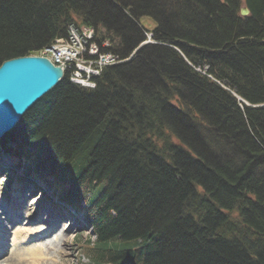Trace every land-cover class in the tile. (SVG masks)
Listing matches in <instances>:
<instances>
[{"label":"trees","instance_id":"trees-1","mask_svg":"<svg viewBox=\"0 0 264 264\" xmlns=\"http://www.w3.org/2000/svg\"><path fill=\"white\" fill-rule=\"evenodd\" d=\"M70 23L126 59L62 79L6 149L82 207L81 264H264V0H0V63Z\"/></svg>","mask_w":264,"mask_h":264},{"label":"rangeland","instance_id":"rangeland-1","mask_svg":"<svg viewBox=\"0 0 264 264\" xmlns=\"http://www.w3.org/2000/svg\"><path fill=\"white\" fill-rule=\"evenodd\" d=\"M140 22L148 30L155 28L154 20L148 16L141 17ZM151 43L162 44L155 39L151 40ZM123 61L124 58L119 63ZM1 154L6 153L1 152ZM5 159L4 161H7V156ZM9 168L10 165L6 168L5 174L0 173V241H4L6 244L1 247L3 250L0 253V264L9 262L5 259L10 255L7 256L4 253L7 247L11 249L7 245L9 244V237L13 236L15 232L25 235L26 231L35 229H47L48 231L55 229L56 231L52 232L54 235L40 241V244H42V246L40 245L41 250H43L40 252L43 255L42 257L46 256V259L38 260L40 261L39 264H79V262H86L87 259L82 256L80 245L89 238L90 230L81 224L83 220H79L77 214L75 217H72V213L70 214L67 209L59 205H53L55 200L53 194L48 192L47 189L43 192V188L45 187L42 186V188L36 189L32 185L27 184L24 188L12 182L15 179L16 173L9 172ZM50 197L51 199H49ZM46 218L50 220L45 223L44 219ZM38 219H41L45 224L38 222ZM3 220L8 230L6 233H3L4 230L3 232L1 231ZM12 225L14 226L13 228ZM54 239H58L59 241ZM34 243L39 242H30V244ZM25 253L23 252V256L27 257L28 253ZM22 261L33 264L29 259Z\"/></svg>","mask_w":264,"mask_h":264},{"label":"water","instance_id":"water-1","mask_svg":"<svg viewBox=\"0 0 264 264\" xmlns=\"http://www.w3.org/2000/svg\"><path fill=\"white\" fill-rule=\"evenodd\" d=\"M240 12L248 14V9ZM61 76L62 69L43 56H18L0 63V139L58 84Z\"/></svg>","mask_w":264,"mask_h":264},{"label":"bare ground","instance_id":"bare-ground-1","mask_svg":"<svg viewBox=\"0 0 264 264\" xmlns=\"http://www.w3.org/2000/svg\"><path fill=\"white\" fill-rule=\"evenodd\" d=\"M95 32H96V30L93 32V34ZM146 42H147V35L145 33L144 40L142 42H140L139 47L141 45H145ZM91 45L92 44L89 42L86 45V47L84 48V49H86L85 51H83L82 47H81V49H80L81 55H84L83 58L86 61H85V64L84 63L79 64L80 67H79V69H77V72L75 71V69L73 67V63L71 62L72 58H69V60H68L69 62L67 64L63 63L58 58L49 59L55 66H59L62 69V76L59 78L58 83H60V81H62V79L66 78V80L69 83H71L75 86H78L80 88L87 89V90L94 89L96 87L97 79L101 76L102 71L109 66H113V65L119 63L120 60L122 61V58L120 57L119 54H117L113 51H110L108 49L103 51V52H99L98 54H97V51L93 52L91 49ZM109 46H110V43H109ZM94 48H96V47H94ZM86 54H87V58H86ZM101 55H103L106 59V62L103 64H101L100 60H99V56H101ZM3 167H4V163L1 162L0 169H2ZM79 209H80L81 214H83L82 207H79ZM44 220L46 223V221H49L50 219L46 218ZM38 222H42L41 219H38ZM2 223H3V225H2L3 229L1 228V231L3 232V230H4L3 233H6L8 230L4 224V220L2 221ZM42 223H44V222H42ZM13 227L14 226L12 225V228ZM44 231H46V232H44ZM52 232H56L55 229H51L49 231L47 229H43L41 231L38 229H35V232L33 234L37 235L38 233H40V234H42L41 235L42 237H47V236L54 235V234H52ZM44 233H46V234H44ZM22 239L23 238L21 235H19L17 237V241H21ZM30 239H34V238L28 239V236H27V240H30ZM25 248L28 249L27 250L28 252H30L29 256L32 254H36V255L42 254L40 252L41 249H39L38 246H34V247L31 246L29 248L28 247H25ZM19 251H21V250H19V248H16L14 250L9 251V253L6 255L7 256L10 255V256L5 259L6 261H9V262L6 264H29L27 262L22 261V260H24V259H21V256L23 254L20 255L21 253ZM32 263L33 264H39L38 262H32Z\"/></svg>","mask_w":264,"mask_h":264},{"label":"built area","instance_id":"built-area-1","mask_svg":"<svg viewBox=\"0 0 264 264\" xmlns=\"http://www.w3.org/2000/svg\"><path fill=\"white\" fill-rule=\"evenodd\" d=\"M78 33L74 28H70V36L68 40V44H54L51 45L50 48H47L46 50L49 51H58L60 56H64L65 60H69V58H73V56H78V53L80 52V49L82 47V50L84 49L86 45L89 43V39L91 38V32H88L87 35H85L84 39L78 38ZM96 46L91 45V49L93 52L97 51V48H94ZM76 59V58H75ZM100 63L103 64L106 62V59L103 55L99 56ZM84 59V63H85Z\"/></svg>","mask_w":264,"mask_h":264}]
</instances>
